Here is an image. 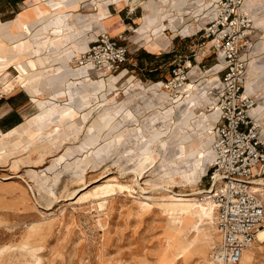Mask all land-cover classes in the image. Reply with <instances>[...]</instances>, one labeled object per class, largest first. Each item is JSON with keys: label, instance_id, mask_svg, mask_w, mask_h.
I'll return each instance as SVG.
<instances>
[{"label": "rangeland", "instance_id": "374dc122", "mask_svg": "<svg viewBox=\"0 0 264 264\" xmlns=\"http://www.w3.org/2000/svg\"><path fill=\"white\" fill-rule=\"evenodd\" d=\"M184 1L182 10L167 7L156 21L144 14V25L160 28L181 17L184 26L202 28L194 18L199 0ZM245 10L252 20L247 81L253 70L250 86L264 112V0H247ZM165 34L170 38L173 30ZM179 40V52L170 54L175 57L159 56L162 68L152 82L129 73L108 83L116 73L92 71L85 88V77L74 76L75 58L46 61L41 72L35 62L28 65V55L0 58L2 98L11 87L40 91L33 98L36 113L0 139V264H214L220 235L215 225L209 229L212 219L170 211L178 205H169L174 199L160 190L199 200L193 194L206 183L202 168L210 163L217 116L221 68H212L215 55L207 51L198 70L194 59L209 44L199 35ZM177 65L187 67L186 88L153 86ZM248 251V264H264V242L256 239Z\"/></svg>", "mask_w": 264, "mask_h": 264}, {"label": "crops", "instance_id": "0c3cea01", "mask_svg": "<svg viewBox=\"0 0 264 264\" xmlns=\"http://www.w3.org/2000/svg\"><path fill=\"white\" fill-rule=\"evenodd\" d=\"M158 2L162 5L159 7L161 9L156 10V6L159 5ZM216 2L217 0H199L200 9L197 10L199 12H194L195 22L204 26L212 21L216 14ZM184 4V0H178V2L177 0L175 2L172 0H0V58L12 60L15 56L19 59L28 55L27 58L32 59L27 62L28 65L31 66L29 63L35 62L33 67H37L38 71L41 72L46 61L55 62L62 59L77 58L93 45L101 33H107L127 49L129 56L131 54V58H128L127 55V62L115 72L116 76L107 80L108 83L118 78L121 79L129 73L138 76L140 83L142 80L152 82L156 80L159 70L162 68L157 64L159 56L163 53L165 57L167 54L175 57L177 54H170L175 51L179 52L174 47L176 39L182 41L198 36L201 28L196 27L195 29L192 26H184L181 17L179 20L161 24L160 28L156 26L157 22L147 27L143 23L144 14L154 15L156 21L159 12L162 10L166 11L170 8L169 10L172 11L173 7L182 10ZM246 4L247 0H244V7ZM142 27L144 29L139 31ZM147 29H149L150 34L146 33L148 32ZM170 29L173 30V35L169 38L165 31H171ZM162 34L163 37H161ZM151 36L154 39H151ZM207 44H209L208 49L199 48L200 56L197 55L194 61H197L196 67L199 70V65L207 51L215 55L217 64L213 65L212 68L217 66L221 68V73L217 77L219 87L216 103H218L221 88L220 78L224 69L223 59L210 51L211 44L208 41ZM25 45L30 47L18 53V50ZM13 46L17 51L13 50ZM241 57L246 62L244 91L253 96L250 86L253 70H251L249 86H247L250 66L247 62L246 49L242 51ZM37 63L40 64V68H38ZM188 63L190 62L188 61ZM79 68L74 76L85 77L82 87L88 88L89 85L85 82L90 81L89 76L92 70L84 67ZM171 69L172 67H170ZM57 72H60L59 69ZM97 76L103 77L104 75L97 72ZM47 80L49 86L46 85V87H50L54 77L52 80L49 78ZM18 81L23 85V75ZM103 81L97 82L99 88H103L101 84ZM162 85L163 81L153 83V86L159 88ZM22 87L24 89H14L10 94L0 99V139L7 138L8 135L4 133L13 132L16 128L23 126L27 122L26 120L36 113L35 110L37 109L33 98L35 99V95H38L40 91L31 89L34 94H30L26 87ZM46 87L44 86L43 90ZM83 91L90 92V90L85 89ZM254 98L256 106L252 110L251 116L259 123L264 112L263 107L259 106V98ZM221 125V115L217 111V116L210 127L211 134ZM260 126L259 136L261 140H264V123ZM209 161L211 163V156ZM210 163L202 176L206 179L203 188L207 185Z\"/></svg>", "mask_w": 264, "mask_h": 264}, {"label": "built area", "instance_id": "2783aa9c", "mask_svg": "<svg viewBox=\"0 0 264 264\" xmlns=\"http://www.w3.org/2000/svg\"><path fill=\"white\" fill-rule=\"evenodd\" d=\"M251 27L244 0H217L215 17L199 34L222 57L224 65L216 104L222 125L212 133L207 185L195 192L200 202L211 205L214 211V225L220 235L214 264H240L264 222V186L259 182L264 180V140L259 136L260 124L251 116L255 98L244 91L246 62L241 57ZM127 55V49L114 37L101 33L75 61L80 67L110 75L127 62ZM186 68L172 67L163 86L184 89Z\"/></svg>", "mask_w": 264, "mask_h": 264}, {"label": "bare ground", "instance_id": "6f19581e", "mask_svg": "<svg viewBox=\"0 0 264 264\" xmlns=\"http://www.w3.org/2000/svg\"><path fill=\"white\" fill-rule=\"evenodd\" d=\"M155 13V12H154ZM124 29V28H123ZM84 68H89L88 66L84 67ZM249 79H248V82H247V86H249ZM102 86L104 85V81L101 82ZM186 88V87H185ZM213 108V107H212ZM189 133V132H188ZM181 134V133H180ZM193 135V134H192ZM208 143V142H206ZM183 149H185V146L183 147ZM186 150V149H185ZM209 155V153H208ZM181 160V159H180ZM209 160H210V157H209ZM153 166V164H152ZM179 170V169H178ZM173 171V170H172ZM202 171L203 173L206 171V168H202ZM171 173V172H170ZM199 174H195L194 175V180L197 181L200 177L198 176ZM170 176V175H169ZM172 176V175H171ZM193 179V177H192ZM259 182H261V185L264 186V180H260ZM135 183H136V186L140 189V190H143L144 189L140 186V184L138 183V178L135 180ZM189 185V184H188ZM153 190V189H152ZM161 191L163 192H168V194H171L169 197L171 199H174L172 201H169L168 204L169 205H178V207L176 209H173V208H168L170 211H175L179 214H183V215H193V216H197L198 220L199 221H203L205 218H210L212 219L211 221V224H210V227L209 229L210 230H213L214 229V221H213V214H214V211L212 209V206L211 205H208V204H202L200 202V200H182L183 198L182 197H185V196H190V195H178V194H175L174 192H171L169 190H166V189H163L161 188L160 189ZM261 190L263 191L264 190V187L261 188ZM80 191V190H79ZM79 191H74L70 196L71 198L75 197L77 195V193ZM142 191V192H143ZM193 195H196V194H193ZM180 197L182 199H180ZM189 221V220H188ZM263 225V224H262ZM198 238V237H197ZM256 239H260L261 242H264V226H261V228H259L257 230V233H256ZM194 241V240H193ZM208 244L209 245H212L211 244V241L208 240ZM249 249V248H248ZM245 250L243 255H242V258H241V261H240V264H248V263H251L252 260H253V255L252 253H250L249 251Z\"/></svg>", "mask_w": 264, "mask_h": 264}]
</instances>
